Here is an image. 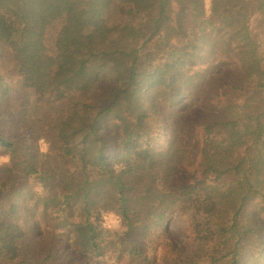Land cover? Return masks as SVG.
<instances>
[{"label": "trees", "instance_id": "1", "mask_svg": "<svg viewBox=\"0 0 264 264\" xmlns=\"http://www.w3.org/2000/svg\"><path fill=\"white\" fill-rule=\"evenodd\" d=\"M5 154L0 264H264V0H0Z\"/></svg>", "mask_w": 264, "mask_h": 264}, {"label": "rangeland", "instance_id": "2", "mask_svg": "<svg viewBox=\"0 0 264 264\" xmlns=\"http://www.w3.org/2000/svg\"><path fill=\"white\" fill-rule=\"evenodd\" d=\"M254 38L256 41H262L261 24L259 21L253 24ZM103 225L111 232L120 231L122 229L121 221L112 214H107L103 219ZM170 234L177 240L179 246L186 244L188 232L186 230L185 221L182 218H174L170 222Z\"/></svg>", "mask_w": 264, "mask_h": 264}, {"label": "clouds", "instance_id": "3", "mask_svg": "<svg viewBox=\"0 0 264 264\" xmlns=\"http://www.w3.org/2000/svg\"><path fill=\"white\" fill-rule=\"evenodd\" d=\"M40 143L43 145L45 142L43 139H41ZM41 151H46V147H42ZM10 161V157L5 154V155H0V165L7 164ZM37 192H41L40 188H37Z\"/></svg>", "mask_w": 264, "mask_h": 264}]
</instances>
